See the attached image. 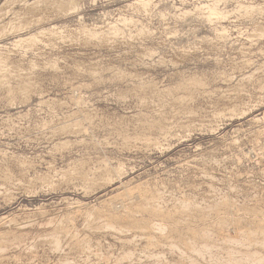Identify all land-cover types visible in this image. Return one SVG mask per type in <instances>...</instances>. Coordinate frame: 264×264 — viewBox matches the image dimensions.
Returning a JSON list of instances; mask_svg holds the SVG:
<instances>
[{"label": "rangeland", "instance_id": "374dc122", "mask_svg": "<svg viewBox=\"0 0 264 264\" xmlns=\"http://www.w3.org/2000/svg\"><path fill=\"white\" fill-rule=\"evenodd\" d=\"M144 2L0 0V264H264V0Z\"/></svg>", "mask_w": 264, "mask_h": 264}, {"label": "bare ground", "instance_id": "6f19581e", "mask_svg": "<svg viewBox=\"0 0 264 264\" xmlns=\"http://www.w3.org/2000/svg\"><path fill=\"white\" fill-rule=\"evenodd\" d=\"M145 1H146V0H145ZM140 2L143 3V4H145L144 0H140ZM146 3H148V2H146ZM146 5H147V4H146ZM215 13H216V12H215ZM33 39H34V38H33ZM29 40H30V39H29ZM20 43H22V42H20ZM262 229H263V227H262ZM262 229H261V230H262ZM244 249H245V248H244Z\"/></svg>", "mask_w": 264, "mask_h": 264}]
</instances>
